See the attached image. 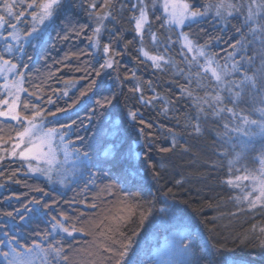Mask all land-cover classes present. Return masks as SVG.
<instances>
[{
	"label": "snow or ice",
	"instance_id": "1",
	"mask_svg": "<svg viewBox=\"0 0 264 264\" xmlns=\"http://www.w3.org/2000/svg\"><path fill=\"white\" fill-rule=\"evenodd\" d=\"M115 2L116 0H103V3L98 5L96 0H92L88 4L87 15L94 27L90 24H80L69 18L62 21L64 35L60 36V39L67 41L71 37H80L85 29L91 27L92 34L86 39L90 42V47L97 52L100 49L102 35L105 31L108 33V42L103 44L102 49L103 63H100L99 69L95 70V77L90 79L86 89L81 91V96L87 95L93 89H97L94 95L98 94L102 81L97 78L101 77L104 70L120 66V61L116 57L124 53L118 51L117 46L124 41V33L118 29H108L106 26V22L116 20L112 12ZM67 3L68 0H0V29L5 31L12 29L6 35L0 33V76L4 80V83L0 84V95L3 97L0 98V118L15 122V125H5L10 130L7 139L4 135H0V144H11L10 149L0 147V162L11 158L19 159L27 169L25 175L42 177L49 185L58 184L61 187H67L77 174L83 176L85 172H88L89 179L85 182L81 193L87 191L89 185L97 187L96 178L98 174H101L108 180V183L100 189L104 197L119 196L121 191L123 195L116 202L118 208L116 212L106 210V214L97 220L95 217L85 219L87 214L78 210L76 216H70L63 210L53 215L52 204L46 200L49 193L42 187L31 188L32 191L42 193V196L33 197L27 204L22 205L23 212L19 208L14 209V212L19 215L21 221L27 220L30 223L45 222L47 219L48 226L45 233H37L43 243L33 240L30 246H26L20 243L15 235H9L10 230L5 231L4 239H0V245H4L6 250H0V264H36L37 257L40 258L41 264H70L69 251L74 256L71 264H138L137 252L133 248L134 238L139 235V228L143 227L144 222L153 214L157 201L155 198L145 199L142 189L135 183L134 178L139 175L138 167L141 162H146L148 167L153 169V177L157 182L161 178V171L165 168L164 164H160L157 170L150 161L153 133L146 134L145 130L151 129L152 123L146 121L138 109L129 108L126 119L136 128V139L128 144L124 151H119L115 144L110 145L102 153L103 158L93 162L89 152L82 151L80 147H74L75 142L66 139L68 133L62 131V129H71L75 121L71 124H61L59 127L46 128L44 109L20 97V93L26 92L27 89L23 88L24 73L17 74V69L21 65L24 69L29 67L23 57L27 56L28 61L33 59L28 54L27 47L33 50L43 47L48 30L60 18ZM119 3L121 11L127 9L132 13L128 22L133 25L135 32L132 40L124 41L125 52L128 45L138 40L140 47L137 51L144 57L141 63L151 61V66L161 72L166 71L170 66L175 70L174 75L183 76L187 80L186 85L179 86L180 98L190 99L197 114L194 118L188 117L184 127L187 128L191 124L195 134L199 136L202 134L201 121H208L209 117H212L217 124V127L213 129L216 133L213 148L218 146L220 156L231 157L229 175L223 182L230 188L239 189L243 193L230 199L235 200L238 205L246 204L249 212H254L257 208L264 210V149L261 150L258 169L236 168L235 171L242 174L233 173V166L245 157L246 152L249 149L255 150L253 144L257 138L264 144V0H250V3L249 0H236V2L233 0H202V2L201 0H151V5L146 0H119ZM245 5H247V11L246 15H241L240 26L234 25L240 39L229 45L232 51L228 52L224 64L218 61V54H210L206 50L210 41L200 45L189 32L183 30L205 22L208 17L227 26L232 18L242 13ZM150 8L153 14L162 10V14L155 18L162 20L160 27L169 32L163 44L157 33L151 31ZM19 24H24L26 27L21 30L18 28ZM177 29L178 32H176ZM174 32L177 35L175 41L172 39ZM146 36L151 37L152 46L156 49L155 53L146 50L144 46ZM176 43L181 46L179 54L184 58L182 63L187 65L186 72L172 57L165 54ZM160 47L164 48V52L159 51ZM184 49L187 51L185 52ZM84 54L82 50L79 53V55ZM188 54H192L191 58ZM89 55L92 54L89 53ZM237 56L239 59H236ZM67 58L66 56L65 59ZM14 60L16 62H13ZM193 69L196 70L193 71ZM88 77H91V73H87V76L82 79ZM228 77L236 78L228 79ZM129 78L137 81L130 91L134 94L139 93L138 102L142 105H152L154 101L163 100L164 107L160 114L167 116L175 101L166 100L155 94L156 89L152 87L151 82H149V89L154 95L146 99L144 88L135 71H131L130 77L127 74L124 77L125 80ZM116 79L119 80V76ZM193 83L196 85L195 89L192 88ZM66 87H75V84L68 83ZM197 89L203 90L204 95L200 96ZM36 91L39 92V88ZM225 92L227 95H224ZM28 95H35L36 100L41 99L40 95L32 92ZM63 95L67 96L68 91L65 90ZM117 99L116 92H113L111 96L105 95L97 99L98 110L93 109L92 115L88 118L91 122L92 116L98 115L99 119L106 120L109 134L114 140H118L121 135L122 121L113 119L109 109L114 107V101ZM47 103L52 104L54 101L49 97ZM64 111L66 110L59 108L56 110V112ZM56 112L49 111L47 115L55 116ZM193 119L194 124H192ZM179 123L177 119V124ZM3 132L4 128L0 127V133ZM12 132L15 133L14 136L11 135ZM168 132L171 136V146L159 147L158 151L161 153L173 151L178 144L176 133L172 129H168ZM76 140L83 143L84 137L77 135ZM181 147L184 151H188V148L183 145ZM117 152H119L122 166L115 171L104 169L105 164H112L115 161ZM93 167L97 169L96 172L91 171ZM18 171L19 169L13 171L8 179L13 180ZM3 175L4 172H0V176ZM13 182L21 183L18 179ZM130 182L138 190L129 191L126 185ZM175 183L180 185L183 180H176ZM164 187L165 185H161V190ZM169 194H172V188H167L164 192L165 197ZM98 199H101L99 194L93 197L91 203L86 199H73L67 203H80L86 208L96 209ZM55 203L53 201V204ZM241 210L238 208L237 211ZM158 211L168 214L167 207H160ZM4 215L15 220L13 212H6ZM132 222H137L135 229L130 232L122 230ZM0 227L6 228L7 224H2ZM208 231L211 234L214 229ZM77 233L92 237L90 242H86L87 247L73 249L69 244L66 249L65 238H72ZM251 233V236L245 234L242 238L238 236L236 239H240L241 244H244L254 238L258 241V246L264 248V225L253 224ZM257 233L259 235H256ZM185 239L187 238L181 237L178 241L179 250L184 257L180 264H233L223 256L224 245L219 240L214 242L211 235L205 237L203 243H200L198 239H187V242H184Z\"/></svg>",
	"mask_w": 264,
	"mask_h": 264
},
{
	"label": "trees",
	"instance_id": "2",
	"mask_svg": "<svg viewBox=\"0 0 264 264\" xmlns=\"http://www.w3.org/2000/svg\"><path fill=\"white\" fill-rule=\"evenodd\" d=\"M91 2L92 0H68L60 18L48 30L43 47L37 50L27 47V52L33 59L28 61L27 56L23 57L24 62L28 63L29 67L24 69L21 65L17 69V74L19 72L24 73L23 88L27 89L22 95V100H28L44 109L46 128L59 127L61 124H71L72 121H75L76 123L71 129H62V131L68 133L66 139L75 142L74 147L88 151L93 162L102 159V153L110 145L115 144L119 151H124L128 144L136 139V128L133 127L131 121L126 119V112L129 108L138 109L143 118L152 123L153 127L145 130L146 134L147 132L153 133L150 161L157 167V170L160 164H164L165 168L161 171V178L157 182L153 177V169L149 168L146 162H141L138 167L139 175L134 178L135 183L142 189L143 197L148 200L155 198L157 201L153 214L144 222L143 227L139 228V235L134 238V240L138 238L140 241V243L134 242L133 245L137 252L138 264H156L153 246L160 244L172 232H185L184 237L198 239L200 243L204 242L205 237L211 235L214 242L219 240L224 245L223 256L233 264H264V248L258 246L257 240L253 238L241 244L240 239H236L238 236L242 238L245 234L251 236L253 224L264 225V210L257 208L254 212H249L246 204L238 205L235 200L230 199V197L243 195V193L239 189L230 188L223 182L229 175V159L231 157L220 156L219 147L213 148V141L216 138L213 129L217 127L216 122L212 117H209L208 121L202 120V134L199 136L195 134L191 124L187 128L184 127L185 123L188 122L187 118H194L197 114L190 99L180 98L179 86L186 85L187 80L183 76L174 75L175 70L170 66L166 71L161 72L151 66V61L141 63L144 57L140 56L137 51L140 47L138 40L128 45L125 52L124 41L132 40L135 32L133 25L128 22L132 13L127 9L121 11L119 0H116L112 8L116 20L106 22V26L108 29H118L124 33V41H121L117 46L118 51L124 53L122 56L116 57L120 61V66L110 69L108 72L104 70L101 77L97 78L102 81V87L98 94L94 95L97 93V89H93L85 96L80 95L81 91L86 89L90 79L95 77V70L99 69V64L103 63V44L108 42V33L105 31L101 37L100 49L97 52L90 47V42L86 39L92 34L91 27L94 26L87 15L88 4ZM96 2L99 5L103 3V0H96ZM146 2L150 5L151 0H146ZM246 11L247 5L244 6L241 14L231 19L227 26L215 21L212 17H208L205 22L191 29L184 28L183 30L189 32L200 45L210 41L206 50L210 54H218V61L224 64L228 52L232 51L229 45L240 39L235 27L240 26L241 15H246ZM161 14V11L153 14L151 8L149 10L152 21L151 31L157 33L163 44L169 32L160 27L163 21L155 18ZM65 18L78 21L80 24H90L91 27L85 29L80 37H71L67 41L62 40L59 37L64 35L62 21ZM21 27L24 29L26 25H21ZM6 32L4 31L3 34H7ZM172 39L177 40L175 32L172 33ZM144 46L146 50L152 53L156 52L150 36H146ZM81 50L85 53L84 55H79ZM159 51L164 52V48L160 47ZM180 51L181 46L176 43L165 54L172 57L178 66L184 68L186 72L187 65L182 63L184 58L179 54ZM66 56L67 59H65ZM189 58H191L190 55ZM236 59H239V56ZM195 70L193 69V71ZM131 71H135L144 88L146 99L154 95L149 89V82H151L152 87L156 89L155 94L164 97L166 100L175 101L167 116L160 114L164 107L163 100L154 101L152 105H142L138 102L139 93L134 94L130 91L137 81L131 78L124 79L126 74L131 76ZM87 73H91V77L82 79V77L87 76ZM117 76H119V80L116 79ZM235 78L228 77V79ZM68 83H74L75 87H66ZM37 88H39V92L36 91ZM192 88H196L195 83H193ZM65 90L68 91L67 96L63 95ZM30 92L40 95L41 99L36 100L35 95L29 96L28 93ZM113 92L118 94V99L114 101V107H110L109 111L113 119L122 121L121 135L118 140H114L109 134L106 120L99 119L98 115L92 116L91 122L88 119L92 115L93 109L98 110L96 100L105 95L111 96ZM197 92L200 96L204 95L203 90L197 89ZM224 95L227 93L225 92ZM49 97L54 103H47ZM58 108L66 111L56 112ZM49 111L56 112V115H47ZM225 115L227 114L225 113ZM177 119L180 121L179 125ZM194 123L195 120L193 119L192 124ZM8 124L15 125L13 122L0 121V127L4 128V132L0 135H4L5 139H7L10 131L8 127H5ZM168 129H172L176 133L178 144L173 151L161 153L158 151L159 147L171 146V136ZM11 135L14 136L15 133L12 132ZM77 135L84 137L83 143L76 140ZM181 145L188 148V151H184ZM0 146L11 148L10 143L0 144ZM253 147L255 150L249 149L245 157L233 166L234 174H242L237 173L236 168L247 167L249 170L258 168L259 157L261 150L264 149V144L257 138ZM229 148H231L230 145ZM141 159L143 161V157ZM121 166V159L119 152H117L115 161L112 164H105L103 168L115 171ZM17 169L19 171L13 180H20L21 183L19 184L8 179L11 173ZM26 171V167L19 159L11 158L0 162V172H4V175L0 176V225L7 224L6 228L0 227V239H4L3 233L10 230L9 235H15L19 242L26 246H30L33 240L43 243L37 233H45L48 226L47 219L45 222L30 223L27 220L21 221L19 215L14 212V209L17 208L23 212L22 205L27 204L33 197L40 198L42 196V193L30 190L35 187H42L49 193L46 200L52 204L53 215H57L63 210L70 216H76L78 210L87 214L85 219L95 217L99 220L106 214V210L113 212L118 210L116 202L123 195V191L120 192L119 196L104 197L100 189L108 183V180L103 178L101 174H98L96 178L97 187L89 185L88 190L81 193L85 182L89 179L88 172H85L83 176L77 174L67 187H59L49 185L43 178L34 177L30 174L25 175ZM91 171L96 172L97 169L93 167ZM181 179L183 183L177 185L175 181ZM161 185H165L163 190H161ZM126 188L129 191L138 190L132 186L131 182L126 185ZM167 188H172V194L165 197L164 192L167 191ZM98 194L101 199L96 201L98 204L96 209L86 208L84 204L80 203H67L73 199H86L87 202L91 203L93 197ZM53 201L56 203L53 204ZM160 207H167L168 214L159 212ZM238 208L242 210L237 211ZM6 212H13L15 220L4 215ZM232 213L236 214L231 215ZM136 227L137 222H132L122 230L130 232ZM209 229H214V231L210 234ZM65 239L66 249L69 244L72 245L73 249H78L87 247L86 242H90L92 237L77 233L74 237H66ZM187 239L184 242H187ZM69 255L71 264L74 256L71 251H69Z\"/></svg>",
	"mask_w": 264,
	"mask_h": 264
},
{
	"label": "rangeland",
	"instance_id": "3",
	"mask_svg": "<svg viewBox=\"0 0 264 264\" xmlns=\"http://www.w3.org/2000/svg\"><path fill=\"white\" fill-rule=\"evenodd\" d=\"M150 5H151V2H150ZM160 11L162 12V10H160ZM29 19H30V17H29ZM14 23H15V21H14ZM21 25L24 26V24H21ZM21 25H18V28L23 30V27H21ZM4 31H5L4 29H0V33H3ZM6 31L7 32L12 31V29L9 28ZM184 50L187 51L186 49H184ZM94 51H97V50L94 49ZM189 55L191 56L192 54H189ZM108 71H110V69L105 70V72H108ZM9 75L11 76V74H9ZM3 83H4L3 77L0 76V84H3ZM23 94H24V92L20 93L21 99H22ZM0 98H3L2 95H0ZM0 121L6 122V120H4L3 118H0ZM8 122L15 123L14 121H8ZM61 158H62V154H61ZM259 167H260V165L258 166V168ZM38 178H42V177H38ZM244 184H247V182H244ZM57 186L61 187L58 184H57ZM185 235H186L185 232H172L170 235H168L166 238H164L160 242V244L159 243L155 244L153 246V254H154L155 259H156V264H180V261H182L184 259V257L181 255V252L179 250L178 241L181 239V237H184ZM135 242L140 243L138 238L135 239ZM0 250H6L5 246L4 245L0 246ZM36 264H41V260L39 257L36 258ZM244 264H247V263H244Z\"/></svg>",
	"mask_w": 264,
	"mask_h": 264
}]
</instances>
